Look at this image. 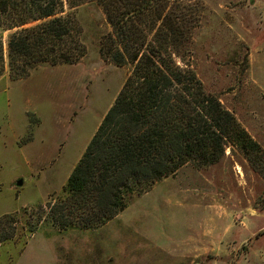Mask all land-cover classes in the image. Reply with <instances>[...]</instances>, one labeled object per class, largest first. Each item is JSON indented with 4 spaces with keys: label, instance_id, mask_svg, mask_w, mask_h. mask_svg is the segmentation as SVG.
<instances>
[{
    "label": "rangeland",
    "instance_id": "374dc122",
    "mask_svg": "<svg viewBox=\"0 0 264 264\" xmlns=\"http://www.w3.org/2000/svg\"><path fill=\"white\" fill-rule=\"evenodd\" d=\"M169 1L166 12L188 37L179 63L191 65L261 151L252 161L229 143L216 164H187L133 193L100 228L63 231L43 215L32 231L37 205L49 211V201L66 197L70 174L133 67L102 55L114 32L101 5L72 8L65 0L62 14L75 18L84 49L76 62L42 63L13 80L14 30L3 33L0 219L16 215V232L0 243V264H264V0Z\"/></svg>",
    "mask_w": 264,
    "mask_h": 264
},
{
    "label": "trees",
    "instance_id": "16d2710c",
    "mask_svg": "<svg viewBox=\"0 0 264 264\" xmlns=\"http://www.w3.org/2000/svg\"><path fill=\"white\" fill-rule=\"evenodd\" d=\"M66 1L72 8L101 5L114 32L103 41L102 55L133 67L70 174L66 197L49 201V211L39 203L32 231L43 215L63 231L100 228L127 207L133 193L187 164H216L229 143L253 161L260 144L207 92L191 65L179 63L188 37L166 12L169 0ZM64 11L65 0H0V78L7 30H14L7 56L13 80L28 77L42 63L71 64L83 56L75 18ZM15 218L0 219V243L15 235Z\"/></svg>",
    "mask_w": 264,
    "mask_h": 264
},
{
    "label": "water",
    "instance_id": "95a60500",
    "mask_svg": "<svg viewBox=\"0 0 264 264\" xmlns=\"http://www.w3.org/2000/svg\"><path fill=\"white\" fill-rule=\"evenodd\" d=\"M23 182H24L23 179H20V180L17 182V185H18V186H22V185H23Z\"/></svg>",
    "mask_w": 264,
    "mask_h": 264
}]
</instances>
